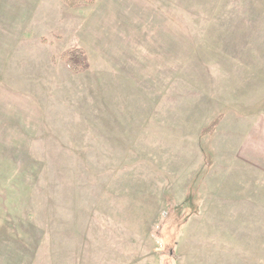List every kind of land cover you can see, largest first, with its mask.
<instances>
[{
    "label": "rangeland",
    "instance_id": "1",
    "mask_svg": "<svg viewBox=\"0 0 264 264\" xmlns=\"http://www.w3.org/2000/svg\"><path fill=\"white\" fill-rule=\"evenodd\" d=\"M110 1L5 69L0 264H264V0Z\"/></svg>",
    "mask_w": 264,
    "mask_h": 264
},
{
    "label": "crops",
    "instance_id": "2",
    "mask_svg": "<svg viewBox=\"0 0 264 264\" xmlns=\"http://www.w3.org/2000/svg\"><path fill=\"white\" fill-rule=\"evenodd\" d=\"M110 2L164 4L165 0H112ZM94 4L92 8L102 4V0H95ZM82 14L81 12L77 15ZM73 32L74 28L69 27V7L63 0L52 1L50 4H21V0L19 4H0V82H3L5 78L9 79V76L5 75V69L8 68H12L15 82L17 79L21 81L22 62L27 61L31 67L37 62L34 53L38 47L44 49L51 47L54 41H62L66 35H71ZM46 38L50 39L49 44L44 43ZM262 131L264 132V127L259 125L253 126L252 131L250 130L252 136H248L241 147L242 150L250 149L244 151L248 154L247 159L238 156L239 162L254 160L257 166L264 165V157L261 158Z\"/></svg>",
    "mask_w": 264,
    "mask_h": 264
},
{
    "label": "trees",
    "instance_id": "3",
    "mask_svg": "<svg viewBox=\"0 0 264 264\" xmlns=\"http://www.w3.org/2000/svg\"><path fill=\"white\" fill-rule=\"evenodd\" d=\"M69 8L80 9L83 7L93 6L95 0H63ZM61 60L64 62L66 68L74 74L85 73L89 70L90 64L86 53L78 48L73 47L71 49L65 50L61 54ZM218 124V121H213L209 128L214 129ZM205 128V127H204Z\"/></svg>",
    "mask_w": 264,
    "mask_h": 264
}]
</instances>
